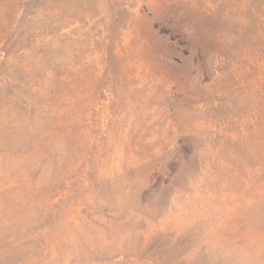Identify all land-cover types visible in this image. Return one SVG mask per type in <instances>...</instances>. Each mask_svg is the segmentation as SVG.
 <instances>
[{
  "label": "rangeland",
  "instance_id": "rangeland-1",
  "mask_svg": "<svg viewBox=\"0 0 264 264\" xmlns=\"http://www.w3.org/2000/svg\"><path fill=\"white\" fill-rule=\"evenodd\" d=\"M0 264H264V0H0Z\"/></svg>",
  "mask_w": 264,
  "mask_h": 264
}]
</instances>
